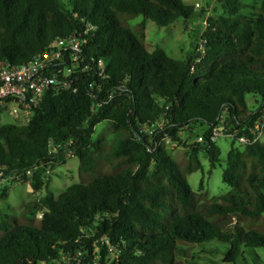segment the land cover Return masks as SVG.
<instances>
[{
    "label": "trees",
    "instance_id": "16d2710c",
    "mask_svg": "<svg viewBox=\"0 0 264 264\" xmlns=\"http://www.w3.org/2000/svg\"><path fill=\"white\" fill-rule=\"evenodd\" d=\"M221 2L228 13L207 21L203 55L175 60L142 40L147 21L168 29L190 20L194 8L181 0H0V62L23 65L57 39L81 41L77 60L60 65L68 89L46 92L29 123H0V178L32 171L21 181L37 191L47 168L72 152L80 179L56 199L46 186L17 217L0 212V264H180L184 246L212 242L224 247V264H237L264 251V143L231 139L221 174L231 190L203 202L163 147L199 129L203 142L190 156L204 153L210 175L220 156L212 132L251 139L260 122L264 0L252 17ZM103 122L116 136L108 151L93 140ZM156 122L150 135L141 131ZM101 160L109 168L91 176Z\"/></svg>",
    "mask_w": 264,
    "mask_h": 264
},
{
    "label": "rangeland",
    "instance_id": "374dc122",
    "mask_svg": "<svg viewBox=\"0 0 264 264\" xmlns=\"http://www.w3.org/2000/svg\"><path fill=\"white\" fill-rule=\"evenodd\" d=\"M181 1L184 5L193 6L194 8V13L190 20L178 23L168 29L156 27L153 23L147 21L144 25V37L142 40L147 51L152 52L155 49H160L168 57L175 60H184L190 56H194L202 50L201 38L207 29V21L217 16H226L228 13L223 8L221 0ZM234 1L243 5L239 13L245 17H252L260 4V0ZM141 21L142 18L137 16L128 20L126 25L133 30ZM193 72L197 76L203 74L199 68H195ZM246 101L251 110H256L260 107V100L256 96H247ZM260 121L263 127L259 142L264 143V109L262 110ZM0 123L3 125L12 122L6 115H3L0 117ZM198 137H202V134L199 129H195L191 135H182L180 143L165 141L163 142V147L175 161L178 169L185 175V179L194 193L196 201L203 202L209 198L224 195L231 190L221 180V174L226 164V153L230 148L231 139L225 136H219L214 139L216 146L220 150L219 164L208 175L209 163L206 155L198 153L196 161H193L190 156V147L193 144H202L196 141ZM95 138L100 140L103 151L105 149L108 151V147L115 142L116 136L113 130L103 122L95 127L93 140ZM108 162L110 160H101L91 173V176H97L106 171L109 168ZM78 183H80L78 160L75 157H67L63 163L49 168L48 173L43 175L41 187L32 193L31 191L28 193L30 182H18L12 177L7 179L0 178V188L6 190L5 196L0 198V212L17 217L26 200L40 199L45 195L46 186L52 192L53 198L56 199L68 187ZM224 222L232 226L235 220L226 219ZM223 250V246L214 242L203 246L187 245L184 246V254L178 258V262L180 264H224L222 262ZM253 259L254 262L246 257V262H237V264H264V251L256 250Z\"/></svg>",
    "mask_w": 264,
    "mask_h": 264
},
{
    "label": "built area",
    "instance_id": "2783aa9c",
    "mask_svg": "<svg viewBox=\"0 0 264 264\" xmlns=\"http://www.w3.org/2000/svg\"><path fill=\"white\" fill-rule=\"evenodd\" d=\"M88 30L89 28L86 27L84 33ZM80 46L81 41L70 36L64 39H57L50 44L44 53L35 56L23 65H10L6 62H0V117L6 115L12 123L17 125L27 124L30 122L34 110L40 105L46 92L68 89L69 83L66 79L70 71L66 68L61 69L60 65L67 57L70 61H76L77 56L75 53L79 51ZM200 54L203 55V43ZM98 64L101 67V63L99 62ZM193 71L194 67L191 68V72ZM160 127L161 122H156L150 128L142 127L141 131L146 135H150L154 129H159ZM262 127L261 121L257 122L251 132L252 138L245 139L244 137L236 138L235 133L224 131L222 126L212 132L210 140L214 142V139L219 136H225L235 139L239 145L254 144L261 139ZM196 141L202 143L203 138L198 137ZM67 157L74 156L72 152H69L66 155ZM48 170L49 168H47L45 174L48 173ZM22 176L30 178L32 171L16 175L13 178L20 182ZM100 241L107 244L103 238ZM109 252L113 254L115 249L110 248Z\"/></svg>",
    "mask_w": 264,
    "mask_h": 264
},
{
    "label": "crops",
    "instance_id": "0c3cea01",
    "mask_svg": "<svg viewBox=\"0 0 264 264\" xmlns=\"http://www.w3.org/2000/svg\"><path fill=\"white\" fill-rule=\"evenodd\" d=\"M31 191V193H32V190H31V188H30V186L28 187V193ZM28 195V194H27ZM31 197H32V195H31ZM29 200V199H28ZM28 200H26L24 203H23V205L28 201Z\"/></svg>",
    "mask_w": 264,
    "mask_h": 264
}]
</instances>
